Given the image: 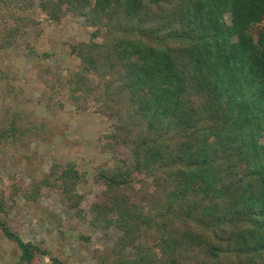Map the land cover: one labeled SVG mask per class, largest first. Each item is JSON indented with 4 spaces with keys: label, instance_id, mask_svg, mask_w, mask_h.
<instances>
[{
    "label": "trees",
    "instance_id": "1",
    "mask_svg": "<svg viewBox=\"0 0 264 264\" xmlns=\"http://www.w3.org/2000/svg\"><path fill=\"white\" fill-rule=\"evenodd\" d=\"M69 14L96 31L70 45L80 63L58 81L77 111L115 121L101 139L114 164L96 172L105 188L90 225L122 235L95 251L99 264L264 259V31H252L264 0H0V50L31 32L39 40L46 21ZM19 134L0 127V142ZM82 179L74 164L55 163L32 184L0 190V230L22 263L41 249L14 231L20 198L35 203L54 189L79 215Z\"/></svg>",
    "mask_w": 264,
    "mask_h": 264
},
{
    "label": "rangeland",
    "instance_id": "2",
    "mask_svg": "<svg viewBox=\"0 0 264 264\" xmlns=\"http://www.w3.org/2000/svg\"><path fill=\"white\" fill-rule=\"evenodd\" d=\"M224 18L230 25L231 15ZM45 24L39 40L31 32L0 50V127L14 123L20 131L7 143L0 142V190H6L12 180L32 184L55 163L74 164L83 178L79 215L59 192L46 189L35 203L20 198L10 221L24 242L41 249L34 264H99L95 251L113 246L122 235L116 227L96 229L90 225L91 208L105 188L96 172L114 164L112 154L102 150L101 139L111 132L115 121L101 112L77 111L68 89L58 81L80 63L70 54V45L90 43L96 29L73 14L62 24ZM256 30L264 31V21L253 33ZM32 49L36 51L32 53ZM33 72L38 76L36 83L31 79ZM260 144L264 145V132ZM139 178L141 175H135ZM146 181L153 183L150 177ZM132 182L135 185L134 178ZM132 251V247L127 249L128 254ZM20 256L16 243L0 230V264H24ZM256 264H264V259Z\"/></svg>",
    "mask_w": 264,
    "mask_h": 264
}]
</instances>
